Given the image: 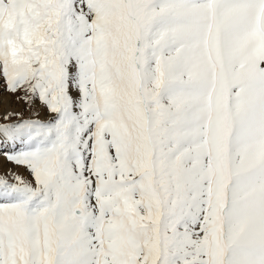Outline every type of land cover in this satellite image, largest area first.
Instances as JSON below:
<instances>
[{"label":"snow or ice","instance_id":"obj_1","mask_svg":"<svg viewBox=\"0 0 264 264\" xmlns=\"http://www.w3.org/2000/svg\"><path fill=\"white\" fill-rule=\"evenodd\" d=\"M0 88V264H264V0H0Z\"/></svg>","mask_w":264,"mask_h":264},{"label":"bare ground","instance_id":"obj_2","mask_svg":"<svg viewBox=\"0 0 264 264\" xmlns=\"http://www.w3.org/2000/svg\"><path fill=\"white\" fill-rule=\"evenodd\" d=\"M3 89L0 88V91H2ZM15 107V106H14ZM38 109V108H37ZM15 109H13L12 107V98L9 95H2L0 94V123H14L12 119H10L9 121H5L3 118L7 113H13ZM20 113V111L18 112ZM0 163L4 164L3 169H0V172L5 171V170H9L11 169L12 171H14L16 169V167L12 164H8L6 162H4V158L2 156H0Z\"/></svg>","mask_w":264,"mask_h":264},{"label":"rangeland","instance_id":"obj_3","mask_svg":"<svg viewBox=\"0 0 264 264\" xmlns=\"http://www.w3.org/2000/svg\"><path fill=\"white\" fill-rule=\"evenodd\" d=\"M13 55H15V53H13ZM0 94H1V96L2 95H9V96H11L10 94H8L7 92H4L3 90L2 91H0ZM11 98H12V107H13V109H15L14 110V112H13V116H12V120H13V122L14 123H16V122H18V120L20 119V118H28L29 116H31L32 115V113L31 112H29L27 109H26V106L23 104V102H21V101H19V100H17L14 96H11ZM15 106V107H14ZM38 109L37 110H42V109H40V107L38 106L37 107ZM20 111V116L19 117H17L15 114H17L18 112ZM3 123V122H2ZM11 123V122H10ZM14 171H17V172H20V173H23L24 175H27L26 173H24V170L23 169H15Z\"/></svg>","mask_w":264,"mask_h":264}]
</instances>
